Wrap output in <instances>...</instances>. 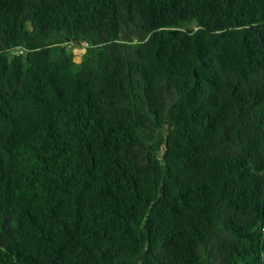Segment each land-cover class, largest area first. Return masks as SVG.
<instances>
[{
    "label": "trees",
    "instance_id": "trees-1",
    "mask_svg": "<svg viewBox=\"0 0 264 264\" xmlns=\"http://www.w3.org/2000/svg\"><path fill=\"white\" fill-rule=\"evenodd\" d=\"M0 264H264V0H0Z\"/></svg>",
    "mask_w": 264,
    "mask_h": 264
},
{
    "label": "water",
    "instance_id": "water-1",
    "mask_svg": "<svg viewBox=\"0 0 264 264\" xmlns=\"http://www.w3.org/2000/svg\"><path fill=\"white\" fill-rule=\"evenodd\" d=\"M136 38L138 42H144L148 39L149 35L142 27H135L133 29H127L122 34V40L125 42H131L133 38Z\"/></svg>",
    "mask_w": 264,
    "mask_h": 264
},
{
    "label": "rangeland",
    "instance_id": "rangeland-1",
    "mask_svg": "<svg viewBox=\"0 0 264 264\" xmlns=\"http://www.w3.org/2000/svg\"><path fill=\"white\" fill-rule=\"evenodd\" d=\"M87 47V44H84L82 47L80 48H75L73 51H74V55H75V60L76 61H81L82 59V56L85 52V49Z\"/></svg>",
    "mask_w": 264,
    "mask_h": 264
}]
</instances>
